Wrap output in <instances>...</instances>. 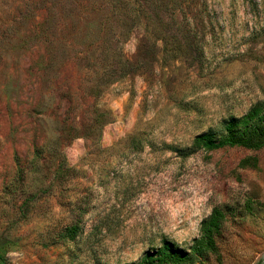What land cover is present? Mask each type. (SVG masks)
<instances>
[{
	"label": "rangeland",
	"instance_id": "1",
	"mask_svg": "<svg viewBox=\"0 0 264 264\" xmlns=\"http://www.w3.org/2000/svg\"><path fill=\"white\" fill-rule=\"evenodd\" d=\"M260 104L264 0H0V264L191 254L217 209L168 264H263L264 146L191 150Z\"/></svg>",
	"mask_w": 264,
	"mask_h": 264
},
{
	"label": "trees",
	"instance_id": "2",
	"mask_svg": "<svg viewBox=\"0 0 264 264\" xmlns=\"http://www.w3.org/2000/svg\"><path fill=\"white\" fill-rule=\"evenodd\" d=\"M263 110L264 108L260 104L243 118L230 120L225 124V133L221 137L216 136L212 132L199 135L191 150L196 151L199 148L216 149L227 145H243L256 148L264 146ZM223 222V211L220 209L215 210L206 221L202 235L195 239L191 254L169 247L161 250L158 256L147 255L142 264L177 263L186 261L185 259L193 255L206 256L209 252L217 249V235L222 229ZM0 258H2L1 252ZM192 258H189V260Z\"/></svg>",
	"mask_w": 264,
	"mask_h": 264
},
{
	"label": "water",
	"instance_id": "3",
	"mask_svg": "<svg viewBox=\"0 0 264 264\" xmlns=\"http://www.w3.org/2000/svg\"><path fill=\"white\" fill-rule=\"evenodd\" d=\"M264 264V263H263Z\"/></svg>",
	"mask_w": 264,
	"mask_h": 264
}]
</instances>
